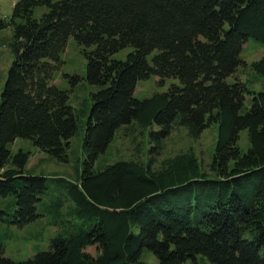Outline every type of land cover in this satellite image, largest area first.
Returning a JSON list of instances; mask_svg holds the SVG:
<instances>
[{"label": "trees", "instance_id": "16d2710c", "mask_svg": "<svg viewBox=\"0 0 264 264\" xmlns=\"http://www.w3.org/2000/svg\"><path fill=\"white\" fill-rule=\"evenodd\" d=\"M4 31L12 62L0 94V264H145L144 253L158 264H264V91L227 82L247 41L264 45V0H18L0 17ZM70 38L85 70L68 83L83 81L78 91L89 94L74 106L52 84ZM251 66L264 79V60ZM150 77L178 84L137 95ZM131 124L148 133L145 162L112 159ZM213 124L208 170L191 151L157 163L173 132L197 140ZM16 140L71 163V173H35L30 148L12 151ZM23 228L34 245L11 259L6 244ZM49 229L39 251L36 233Z\"/></svg>", "mask_w": 264, "mask_h": 264}, {"label": "rangeland", "instance_id": "374dc122", "mask_svg": "<svg viewBox=\"0 0 264 264\" xmlns=\"http://www.w3.org/2000/svg\"><path fill=\"white\" fill-rule=\"evenodd\" d=\"M18 0H0V17H9L14 5ZM10 36V31L0 32V94L5 83L6 74L12 62L11 54L9 53L8 48H6L7 41ZM128 49L122 50L119 53L114 55V58L117 60H123L127 53ZM241 60L243 64L237 68V71L227 79L228 83H233L236 81L242 82L246 85L247 89L251 93H258L264 91V79L252 68L254 62L264 60V45L259 44L258 42L250 39L243 46L241 51ZM85 70V57L84 49L78 48L74 43L73 39L70 38L65 50L63 51L59 62L56 65V70L53 74L52 84L62 91L67 90L72 97L70 104L74 106L79 100V97L82 100L87 99L89 102V94L83 93V91H78L80 86H82L83 81L72 87L69 82V77L71 75H77L83 77ZM172 84H178L173 79H160L157 77H150L148 80L139 82L136 87L137 95H150L152 93H163L166 92ZM89 87V86H88ZM87 85H84V91L88 90ZM90 92V91H89ZM75 96L78 99H75ZM250 104V96L246 97L245 107H248ZM136 129V126L131 124L127 128H123L119 131L116 139L110 149L112 154V159H123L129 160L134 159L135 157L141 159L143 162L147 161L150 157L151 143L149 142V137L147 131H144L143 134H140L139 130H130ZM150 130H157V127L151 126ZM216 143V125H211L208 129L202 132L200 137L197 140H192L187 136L185 130H177L173 132L169 137L164 139L161 142L160 148L156 155L157 163L161 162L166 158L173 157L180 153H185L191 151L195 154L197 161L203 166L204 170H208V167L211 162L212 154L215 148ZM238 146L241 152L245 153L250 147V141L248 137V132L242 131L239 134ZM79 150V143L75 141L73 146ZM31 149V155L29 157L28 165L30 169H34L35 173H42L44 175H56L63 176L69 175L71 173V163L68 162H57L53 158H50L48 155L34 150L31 148L29 143L16 140L12 145L11 149L13 152H17L19 149ZM139 148L138 154L135 153V149ZM71 161L74 162L73 153L70 155ZM110 158V157H109ZM116 162V161H115ZM65 177V176H64ZM32 230V228H31ZM40 230V229H39ZM15 239L17 241H11L6 244V254L7 257H18L22 255L21 253L30 254V248L33 244H25V228L16 229ZM55 230L49 229L46 231L44 236L43 233H36L37 235L42 234V238H47L51 234L53 235ZM0 239H3V236L0 235ZM3 241V240H2ZM32 242V241H31ZM40 246L43 250L47 251L48 241L45 239L40 242ZM47 249V250H46ZM96 252L95 248H91L89 253L94 254ZM142 259L145 261V264H158L157 259L149 253H144ZM29 258V257H28ZM27 259V258H25ZM21 260H23L21 258Z\"/></svg>", "mask_w": 264, "mask_h": 264}]
</instances>
